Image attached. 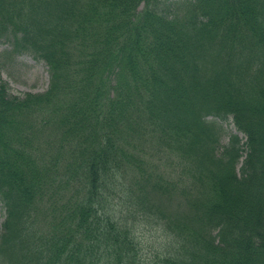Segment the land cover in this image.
<instances>
[{"label": "trees", "instance_id": "trees-1", "mask_svg": "<svg viewBox=\"0 0 264 264\" xmlns=\"http://www.w3.org/2000/svg\"><path fill=\"white\" fill-rule=\"evenodd\" d=\"M0 38L50 74L0 80L4 264H264V0H0Z\"/></svg>", "mask_w": 264, "mask_h": 264}, {"label": "rangeland", "instance_id": "rangeland-1", "mask_svg": "<svg viewBox=\"0 0 264 264\" xmlns=\"http://www.w3.org/2000/svg\"><path fill=\"white\" fill-rule=\"evenodd\" d=\"M172 1V0H169ZM12 45L9 40L0 38V80L7 84L10 94L23 97L28 92H44L49 87L50 74L48 65L42 59L25 53H12ZM209 120H215L222 126V143H227L229 135L236 132L232 116L220 119L209 116ZM241 144L244 149L246 137L240 133ZM4 207L0 202V231L4 221ZM137 236L143 246V253L147 258L154 257L156 251L162 250L167 244L168 238L164 230L148 220H140L136 223ZM0 264L4 262L0 259Z\"/></svg>", "mask_w": 264, "mask_h": 264}]
</instances>
